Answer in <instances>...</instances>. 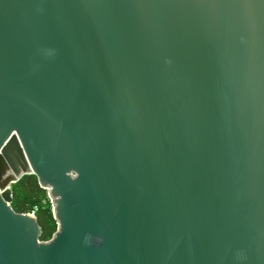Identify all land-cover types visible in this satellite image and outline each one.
Wrapping results in <instances>:
<instances>
[{"label":"water","instance_id":"1","mask_svg":"<svg viewBox=\"0 0 264 264\" xmlns=\"http://www.w3.org/2000/svg\"><path fill=\"white\" fill-rule=\"evenodd\" d=\"M0 264H264V0H0Z\"/></svg>","mask_w":264,"mask_h":264},{"label":"trees","instance_id":"2","mask_svg":"<svg viewBox=\"0 0 264 264\" xmlns=\"http://www.w3.org/2000/svg\"><path fill=\"white\" fill-rule=\"evenodd\" d=\"M13 200L12 209L16 213H27L37 208L35 216L41 229L40 241H47L56 230V222L53 219L52 207L47 198V192L39 188L35 176H24L16 184L12 185ZM42 201H45L43 204Z\"/></svg>","mask_w":264,"mask_h":264},{"label":"built area","instance_id":"3","mask_svg":"<svg viewBox=\"0 0 264 264\" xmlns=\"http://www.w3.org/2000/svg\"><path fill=\"white\" fill-rule=\"evenodd\" d=\"M47 198H48V196H47ZM48 200H49V198H48ZM42 203L44 204L45 201H42ZM36 211H37V208L34 207L33 210H31L30 212H27V214L32 215V216H35V212H36Z\"/></svg>","mask_w":264,"mask_h":264}]
</instances>
